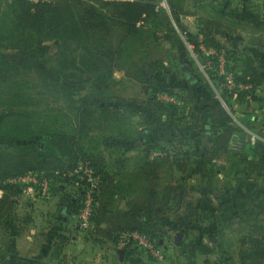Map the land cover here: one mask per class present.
Segmentation results:
<instances>
[{"label":"trees","instance_id":"obj_1","mask_svg":"<svg viewBox=\"0 0 264 264\" xmlns=\"http://www.w3.org/2000/svg\"><path fill=\"white\" fill-rule=\"evenodd\" d=\"M169 1L174 16L186 13L181 11L179 0ZM215 2L222 9H228L232 4V0ZM162 9L159 0H0V87L15 82L19 75H27L36 63L34 59H7L1 52L3 48L29 51L40 41L55 39L61 41L62 46L49 57H56L50 70L59 73L73 91H86L73 100L75 114L70 130L46 125L39 130L19 126L11 129L7 127L9 114L1 115L0 189L3 193L0 195V219L13 207L15 196L22 190V185L11 179L30 171L49 178L50 195L54 192L55 181L64 178L67 181L65 194L75 214L78 213L82 194L74 187L78 175L70 172L81 162H87L100 175L90 235L97 230L118 241L124 232L139 231L161 246L164 235L156 216L178 205L184 196L170 183L159 187L161 170L167 164L182 172L190 171L192 164L187 165L186 159L195 148L204 164L228 154L247 160L253 171L264 170L260 139L252 141L250 158V154L233 151L232 141L240 136L243 127L235 122L232 112L218 97L211 95V100L205 102L195 95L196 77H187L185 86L166 88L152 82L144 64L136 63L135 69L126 73L144 84L147 97L143 106L132 107L124 99L113 106L108 105L111 97L119 98L111 93L115 83L113 75L120 67L118 60L123 50L130 42L145 39V36L140 38L142 27L149 28ZM204 19L206 27H201L200 33L204 35L205 43L222 50L223 46L213 35V28L233 30L236 27L224 19ZM194 38L199 43L198 35ZM255 43L264 47L262 40ZM226 55L234 56L228 51ZM251 55L246 56L240 71L234 73L236 83L251 87L240 95L236 89L228 95H236L240 102L243 101L241 94H246L248 97L244 101L247 104L255 101L264 106V60ZM152 66L157 68L155 64ZM183 91L187 94H182ZM159 92L177 95L183 103L164 100ZM123 113L142 119L140 134L143 137L139 139L138 166L132 177L137 184L136 194L129 199L128 209L121 212L113 208L112 202L116 194L124 193L116 182L115 170L102 152L87 149L85 143L91 128L99 127L103 119L115 120ZM246 116L242 119L249 126ZM260 121L264 123V119ZM152 132L157 134L149 140L146 135ZM155 150L162 153L152 156ZM208 184L211 188L210 181ZM180 188L184 189V186ZM102 221L107 223L106 227H101ZM216 221L221 238L219 255L225 262L264 264V181L253 184L246 200L239 204L233 215L217 217ZM233 224L240 232L239 246L236 253L228 255L223 245V228ZM128 241L134 242L131 238Z\"/></svg>","mask_w":264,"mask_h":264},{"label":"rangeland","instance_id":"obj_2","mask_svg":"<svg viewBox=\"0 0 264 264\" xmlns=\"http://www.w3.org/2000/svg\"><path fill=\"white\" fill-rule=\"evenodd\" d=\"M178 3H182L183 10L181 11L186 13L174 16L171 3L166 0V6H161L163 9L158 17L152 19V25L149 28L142 27L143 32L140 38L145 36V39L130 42L123 50V55L118 60L120 67L115 73L116 78L111 93L119 98L111 97L108 105L113 106L124 99L132 107L143 106L147 97V94L141 90L145 87L144 84L134 77L131 78L130 74L124 76V72L135 69L136 63L144 64L151 81L166 88H174L176 85L185 86L187 77H196L195 95L200 98L204 94L218 97L232 112L235 122L243 127L240 136H236L232 141V150L240 154L242 151L243 155H249V149L252 146L251 138L255 136V139L261 141L264 157V123L260 121L264 119V106L255 101L252 104L249 101L247 104L244 101L248 97L246 94H241L243 101L240 102L236 95L232 94V97L228 95L231 90L235 91L234 89L238 91V95L248 89L235 88L228 82L230 77L234 80V73L243 67L247 55H257L264 60V47L261 48L255 43L259 40L264 41V0H232L231 7L228 9L220 8L215 0H179ZM195 12L197 14H194ZM205 17L224 19L236 27L233 30L213 28V35L223 46L222 50L208 46L203 34L198 37L199 43L194 41V36L190 35L186 19H195L200 31L201 27H206ZM61 46V41L50 39L38 42L29 51H19L13 48L1 50L10 60L25 58L36 60L27 75H19L15 78V82L10 81L9 84L5 83L0 87V117L4 113L9 114L7 127L13 129L19 126L21 129L29 127L39 130L46 125L50 128L72 129L75 114L73 100L78 99L86 91L85 89L73 91L59 73L50 70V65L56 63V57L51 59L49 57ZM226 51L234 56L226 55ZM153 64L157 66L156 69L152 66ZM184 66H186L185 69ZM121 78L123 79L119 80ZM164 94L171 96L166 92H159L160 97ZM182 94L187 93L183 91ZM175 96L181 100L179 96ZM177 101L170 102L178 103ZM245 116L249 126L243 122L242 118ZM117 117L112 123L121 127L128 124L131 119L126 113ZM193 149L186 163L192 166L199 163L200 169L194 173L195 175L187 174V177L206 178L212 185L211 192L221 195V199L228 197L225 195L226 190H229L233 197L235 193L239 199L242 193L247 195L257 181H264V170L253 171L247 160L242 161L243 159L239 156L229 157L227 154L221 160L218 158L214 162H207L203 165L199 154L195 152L197 149ZM116 157V154L109 155L107 162H114L113 158ZM248 157L250 158L251 154ZM131 162L132 159H130ZM233 179L237 180V185H234V182L229 183ZM239 181L240 183L242 181V185H239ZM244 200L240 199L239 202L243 203ZM213 201H215V206L225 208V202L224 205L219 204L220 200L217 196H214ZM235 238L233 233H227L226 242L236 245ZM216 254L215 251L212 255L213 260ZM212 264L215 262L213 261Z\"/></svg>","mask_w":264,"mask_h":264},{"label":"crops","instance_id":"obj_3","mask_svg":"<svg viewBox=\"0 0 264 264\" xmlns=\"http://www.w3.org/2000/svg\"><path fill=\"white\" fill-rule=\"evenodd\" d=\"M186 24L191 36L201 37L195 19H186ZM124 74L128 76L126 72ZM141 90L145 94L143 88ZM202 99L205 102L211 100L208 94H204ZM130 117L129 123L123 127L115 126L112 123L114 120L103 119L99 127L90 129L85 143L87 149L102 152L106 162L109 155H117L113 158L114 162L107 163L115 170L116 182L124 191L116 194L112 201L113 208L121 212L128 209L129 199L136 194L137 184L132 177L138 166L137 156L141 146L137 143L143 137L140 134L142 119L138 115ZM156 134L152 132L146 136L152 140ZM226 156L221 155L220 160ZM195 165L184 172L172 164H167L161 170L159 187L170 183L184 193L178 205L156 216L164 235L161 245L165 253L163 259H157L128 241V232L122 233L117 241L97 230L92 235L80 230L74 207L65 194L67 181L62 178L55 181L54 192L47 197L41 194L39 182H19L21 192L15 196L13 207L0 219V264H212L213 261L215 264H231L219 255L221 238L216 220L217 217L229 218L233 215L238 210L239 200H246L247 195L242 193L238 199L235 193L233 197L226 190L228 197L221 199V195L211 192L206 178L187 177V174L195 175L199 171L200 164ZM231 182L237 185L236 179ZM238 183L242 185V181ZM2 193L0 189V195ZM214 196L220 200L219 204L224 205L225 202L224 209L215 206ZM106 225V222H101V227ZM223 232L224 250L228 255L236 253L240 233L237 225L226 226ZM227 233L235 235L236 245L226 242ZM215 251L217 254L213 260Z\"/></svg>","mask_w":264,"mask_h":264},{"label":"built area","instance_id":"obj_4","mask_svg":"<svg viewBox=\"0 0 264 264\" xmlns=\"http://www.w3.org/2000/svg\"><path fill=\"white\" fill-rule=\"evenodd\" d=\"M159 6H166V0H160ZM222 67V65H221ZM228 82L231 83L230 86L235 87H251L250 84L245 83H235L233 77L228 79ZM162 98L170 101H177L178 98L175 95H161ZM179 104L183 103L181 100L177 101ZM252 141H255V136H252ZM159 150L152 152V156L161 154ZM216 160V159H215ZM71 174H77L78 178L74 181L75 189H79L82 194L81 207L78 213H76V218L78 221L79 229L82 230L85 234L90 235L91 229L94 227L92 222V216L95 211V205L97 200L95 198V193L99 186L100 175L95 172V169L87 162H81L78 167H76ZM12 180L20 182L21 180H29L33 182H39L40 191L43 196L50 195V180L49 178L43 177L37 171H30L26 174L19 175L12 178ZM85 183V185H84ZM129 238H131L136 245L140 248L145 249L151 253L157 259H163L165 257L164 250L161 246L157 245L153 240H151L147 235L139 232L133 231L129 233Z\"/></svg>","mask_w":264,"mask_h":264},{"label":"water","instance_id":"obj_5","mask_svg":"<svg viewBox=\"0 0 264 264\" xmlns=\"http://www.w3.org/2000/svg\"><path fill=\"white\" fill-rule=\"evenodd\" d=\"M184 69L186 68V66L183 67ZM224 103V102H223ZM142 140L144 141V138H142ZM138 145H140V142L137 143ZM176 174L178 175V173L176 172Z\"/></svg>","mask_w":264,"mask_h":264}]
</instances>
